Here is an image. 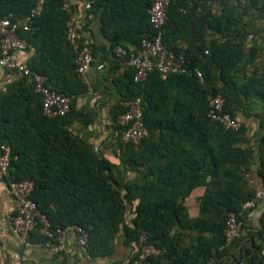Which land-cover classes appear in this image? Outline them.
<instances>
[{
	"label": "trees",
	"instance_id": "16d2710c",
	"mask_svg": "<svg viewBox=\"0 0 264 264\" xmlns=\"http://www.w3.org/2000/svg\"><path fill=\"white\" fill-rule=\"evenodd\" d=\"M170 1L162 42L175 57L185 59L187 69L198 68L202 80L187 72L162 80L151 72L137 83L133 70L122 66L123 59L114 54L115 46L136 48L152 34L147 14L152 0H107L89 9L100 11V33L110 43L108 63L114 64L108 76L119 97L110 106L111 125L102 144L108 138L112 141L108 142L115 146L116 163L98 153L83 133L94 124L97 112L77 106L89 86L77 74L75 53L66 40L70 15L63 9V0H0V18L12 23L21 25L32 10L38 11L27 23L30 30L20 27L18 31L27 42L26 53L31 52L26 64L71 101L66 116L50 118L42 113V99L27 78L5 84L0 90V150L10 147V166L3 178L7 184L31 180L30 198L46 217L49 230L54 234L57 229L81 227L87 235L85 252L91 258L113 255L120 242L133 248L127 264H134L135 249L144 235L141 245L159 253L137 264H209L230 247L224 246L227 216L241 214L243 204L253 196L244 176L253 151L245 144L242 128L225 130L207 117V98L220 95L223 111L234 117L226 89L217 82L226 83L231 67L245 57L249 29L264 21V0H243L240 10L230 4L232 0ZM214 3L220 7L219 14L211 11ZM247 15L250 21L241 24ZM208 31L223 41L206 42ZM256 49L257 44L252 51ZM254 96L264 102V66ZM136 98L142 101L148 136L135 145L120 141L124 128L116 121L125 111L120 101ZM75 125L80 131L75 132ZM259 152L258 172L264 184V138ZM200 186L205 191L198 215L188 218L184 200ZM240 219L244 229L241 215ZM40 227L37 223L30 243H45ZM263 253L264 246L233 264H264Z\"/></svg>",
	"mask_w": 264,
	"mask_h": 264
},
{
	"label": "built area",
	"instance_id": "2783aa9c",
	"mask_svg": "<svg viewBox=\"0 0 264 264\" xmlns=\"http://www.w3.org/2000/svg\"><path fill=\"white\" fill-rule=\"evenodd\" d=\"M107 0H85L84 8L89 10L93 3ZM170 0H152L147 10L148 21L152 28V34L143 37L139 46L132 49H125L122 46L113 48L114 54L123 59L121 63L124 67L133 70V81L144 82L151 72H157L162 80L171 75L189 73L194 74L202 80V74L196 67L187 69V62L182 57H175L169 52L162 42L163 27L168 19L167 11L171 6ZM63 9L70 15L66 22L65 35L67 42L71 45L75 53L76 72L88 86L86 74L90 68L95 66L100 72L105 68L104 62H96L87 45L83 42L82 31L79 24L72 17L71 0H63ZM37 10H32L29 17L20 24L12 23L8 18H0V73L5 80H17L21 77L27 78L42 99V113L50 118L64 117L70 111V98L57 92L47 82V78L31 69L26 64L27 42L19 37L18 31L21 27L24 32L30 30L27 24L30 18L37 14ZM207 54V51L204 52ZM87 94L93 96L90 107L95 108L98 94L88 88ZM207 117L219 123L223 129L238 131L241 122L238 118L230 116L223 111L224 99L220 95L208 96ZM120 105L125 111L117 118L116 123L124 128L120 133V141L123 143L139 144L141 140L148 136V130L143 122V108L140 98L131 101H120ZM107 126L111 125L108 117L104 120ZM10 166V147L4 145L0 150V176L7 175ZM264 173V169H263ZM248 184L252 186L250 174H244ZM33 190L31 180L12 181L7 184V192L15 201V212L10 218L9 228L12 234L17 236L23 247H29V237L35 230L37 223L41 224L38 232L46 237L44 245L52 254H57L64 249L65 236L67 232H72L78 245L85 250L87 235L79 226H70L66 229H57L53 234L49 230V223L46 217L38 211L35 202L30 198ZM260 206L264 209V189H255L253 196L243 204V209H254ZM241 214L230 213L225 221L223 234L224 246L232 244L243 229L240 219ZM144 235L140 236V247L135 249L137 262H142L150 255H157L159 250L151 246H143ZM264 254V253H263ZM235 264H250L245 261H238Z\"/></svg>",
	"mask_w": 264,
	"mask_h": 264
},
{
	"label": "crops",
	"instance_id": "0c3cea01",
	"mask_svg": "<svg viewBox=\"0 0 264 264\" xmlns=\"http://www.w3.org/2000/svg\"><path fill=\"white\" fill-rule=\"evenodd\" d=\"M71 2L72 17L81 28L84 43L95 56L96 62L105 63V68L102 71H96L95 66H93L86 74L89 88L95 89L98 94L94 108L97 116L94 124L83 133L98 153L105 158H110V151L104 146L110 139L108 138L107 142L102 144L109 134L104 120L109 115L111 104L119 97L112 83V76H108V68L114 66V64L108 63V61H112L110 43L100 33V11L90 12L86 10L84 8L85 0H71ZM211 40L223 41L217 34L208 31L206 42ZM255 44L258 43L249 35L243 47L245 57L233 67L234 69L231 67L225 77L226 83L223 80L217 82L218 87H225L228 96L227 106L232 111L233 116L240 120L245 144L253 151L247 172L252 178V186L250 187L253 191L258 188L264 189L258 172L261 156L259 145L264 138V102L254 96L261 82L264 52H260L258 48L252 51ZM178 45L182 48L186 47L185 42L178 41ZM129 48L134 47L129 45ZM30 55L31 52L26 53V59ZM216 74L218 76L220 72L217 71ZM2 77L3 74L0 73V90L7 83ZM98 91H101L102 95ZM92 99L93 96L86 94L78 100L77 106L90 107ZM74 130L75 132L80 131L79 126L75 125ZM133 176L134 174H131V177ZM204 191L205 187H196L185 198L183 205L188 218L197 217L199 199ZM133 204L136 205L137 201ZM14 212L15 201L7 192L5 179L0 176V264H127L133 252V248H125L118 242L113 255L105 258H91L78 245L72 232L66 233L64 249L57 254L50 253L47 247L41 243L32 242L29 247H23L19 238L12 234L9 228L10 218ZM130 217L132 214L129 215ZM241 218L245 228L240 237L229 245L225 255L220 259H213L209 264H233L236 260L248 257L259 247L264 246V231L260 234L264 228V209L260 206L254 209H243Z\"/></svg>",
	"mask_w": 264,
	"mask_h": 264
},
{
	"label": "rangeland",
	"instance_id": "374dc122",
	"mask_svg": "<svg viewBox=\"0 0 264 264\" xmlns=\"http://www.w3.org/2000/svg\"><path fill=\"white\" fill-rule=\"evenodd\" d=\"M243 2H244L243 0H241V1L232 0V1H230V4L233 5L236 8V10H240L243 6ZM211 11L214 14L220 13V7H219L218 3L211 4ZM250 18H251L250 15L244 16L243 19L240 21V23L241 24H247V22L250 21ZM249 30H250L249 34L252 36L253 40L258 43L257 48L260 49V52L261 51L264 52V21H259V22L255 23L254 27H252ZM4 80H5V77H4ZM104 146H106L107 149L110 151V154H111L110 158H112V160L114 162L118 163L117 158L114 157L115 151H116L115 146L111 145L110 142H108ZM126 219L128 220V214L126 216Z\"/></svg>",
	"mask_w": 264,
	"mask_h": 264
}]
</instances>
